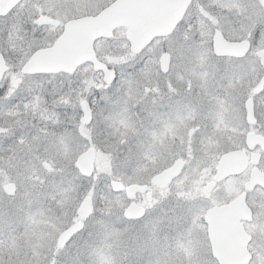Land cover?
<instances>
[{
	"label": "snow or ice",
	"instance_id": "1",
	"mask_svg": "<svg viewBox=\"0 0 264 264\" xmlns=\"http://www.w3.org/2000/svg\"><path fill=\"white\" fill-rule=\"evenodd\" d=\"M0 264H264V0H0Z\"/></svg>",
	"mask_w": 264,
	"mask_h": 264
}]
</instances>
